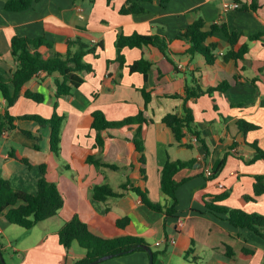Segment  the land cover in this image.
<instances>
[{
  "label": "crops",
  "instance_id": "1",
  "mask_svg": "<svg viewBox=\"0 0 264 264\" xmlns=\"http://www.w3.org/2000/svg\"><path fill=\"white\" fill-rule=\"evenodd\" d=\"M7 1L0 0V67L5 71L17 67L11 50L14 36H43L58 52H65L67 43L77 38L97 47L85 57L93 71L83 74L84 82L71 95L56 97L59 74L41 72L22 88L9 109L17 117L40 115L48 119L54 112L64 117L58 156L50 150L49 127L34 121L19 120L18 129L7 131L0 142V179L15 190L36 194L41 166L46 165V178L57 185L64 206L57 216L32 229L42 226L34 240L33 233L14 236L16 225L0 217L1 250L9 259L7 264H75L82 260L86 251L77 243L67 251L58 236L64 223L76 215L108 238H144L153 252L159 253L155 264H172L176 256L183 258L180 264H264V239L233 227L206 207V203L214 202L264 215V194L254 193L256 177L264 176V160L251 162L253 144L264 150V0H259L257 11L225 10L224 3L234 0H155L143 3L145 12L138 14L121 13L126 0H41L18 12L7 10ZM199 19L205 22V31L213 24H225L230 32H237L240 41L248 43V53L237 61L224 60L230 45L221 34L207 41L216 45L213 65L201 54L189 53L190 44L181 34ZM120 33L165 37L171 40V55L167 58L152 45L126 47L122 52L125 64L121 66L116 61L115 46ZM254 35L260 37L251 39ZM141 59L152 64L146 78L129 69ZM198 86L204 92L213 91L186 99L187 89L196 92ZM144 87L151 97L148 104L141 91ZM26 92L40 94L44 101L28 99ZM186 107L192 110L194 125L208 145L209 155L194 134L185 131L178 142L163 122L169 114L185 115ZM1 109H6V101L0 92ZM96 110L110 121L143 111L146 123L104 130L100 148L89 118ZM240 121L258 128L241 131ZM140 128L143 152H138L133 142ZM91 154L118 169L87 163ZM12 155L27 159L32 167ZM225 155L222 172L206 177L205 169ZM142 157L144 163L140 162ZM168 161H194L192 167L175 176L182 185L176 193L178 212L170 218L148 208L132 191L138 187L147 191L153 202L168 205L169 198L161 190V171ZM98 185H109L121 196L105 202L94 200L92 191ZM224 194L225 198L216 199ZM123 218L130 222L119 227L117 221ZM246 250L253 254L246 257ZM98 264H150V258L148 253L134 252Z\"/></svg>",
  "mask_w": 264,
  "mask_h": 264
},
{
  "label": "trees",
  "instance_id": "2",
  "mask_svg": "<svg viewBox=\"0 0 264 264\" xmlns=\"http://www.w3.org/2000/svg\"><path fill=\"white\" fill-rule=\"evenodd\" d=\"M41 0H9L6 2L5 8L9 11H24L33 6L34 3ZM113 0H108L111 3ZM155 0H126V5L121 9L122 14H138L145 12L143 3H154ZM240 5L239 10L259 9V0H251L248 4L241 0H234ZM205 22L202 19L191 24L182 34V38L186 39L190 44L189 53L201 54L209 65L215 63L214 51L215 44H207L208 39L217 34L225 36L229 42L230 50L224 56V60H240L249 50L248 43L240 41V35L237 32H230L225 24H213L209 31H205ZM260 35H254L251 39H258ZM171 40L160 36H142L134 34L125 36L122 33L118 34L116 40L117 59L121 66L125 64V59L122 54L126 47L143 48L146 45L156 47L164 56L169 58ZM98 47H102L99 44ZM96 46L91 47L84 43L80 38L69 41L65 52H58L54 48V44L45 37L30 38L26 36H14L11 40L12 56L17 63L14 71L7 72L0 67V92L6 101V109L0 110V142L3 138V132L14 131L18 129L17 122L19 120H29L37 122L40 126L49 127V143L50 150L55 155L61 152L62 141V124L64 117L54 112L51 118H44L40 115H24L13 116L9 109L12 108L20 97L22 88L32 80L36 75L45 72L48 75L54 73L59 74V79L56 80V97H65L72 94V91L84 82L83 74L92 72L91 65L85 62V57L88 54L96 52ZM1 57V55H0ZM152 64L141 59L133 63L129 69L131 73L141 72L147 76ZM146 104L151 100L150 94L144 87L142 90ZM213 89H208L204 92L200 86L196 92L187 89L186 99L211 93ZM25 97L36 102L42 103L44 97L40 94L26 92ZM91 129L96 131V143L98 147H103V139L101 133L104 130L112 128H121L131 124H143L146 120L143 116V111H140L134 117H128L121 121H110L102 111L96 110L89 116ZM164 124L168 126L176 139L181 142L185 136V131L194 134L197 140L203 145L206 154L209 155L210 150L201 134L196 130L194 116L192 110L185 108V115L178 116L169 114L163 119ZM241 131L248 132L256 130L258 127L240 121L238 124ZM27 136H32L30 132L21 130ZM133 142L138 152H143L144 144L141 134V128L135 134ZM255 156L251 162L264 160V150L253 144ZM20 162L32 167V164L25 158L18 155H12ZM227 156L218 160L212 169V177L217 176L225 167ZM87 163L99 168L107 166L112 169H118L114 165L102 163L94 154H91ZM144 163V158L140 159ZM194 165V161H168L161 171V190L164 195L169 198L168 205H161L153 202L147 194L138 187H134L132 191L140 196L142 202L151 210L163 213L167 218L173 217L178 212L177 190L182 185L175 179V176L183 169L190 168ZM144 172V171H143ZM42 177L38 182V190L36 194H28L12 188L10 183L4 179H0V217L4 216L6 220L12 224L32 230L38 224L53 218L58 215L59 211L64 206V199L56 184L49 182L46 178V165L41 166ZM125 188V187H123ZM254 193L256 196L264 194V176L256 177L254 185ZM121 194L116 193L109 185L95 186L92 191L94 200L105 202L110 197H119ZM227 194L217 197V200L225 198ZM246 200H252V197H245ZM207 210L215 216L224 218L230 225L236 228L247 229L254 232L256 235L264 239V215L249 214L240 209H229L224 206L216 205L214 202L206 203ZM129 218H123L117 221L119 227H125L129 224ZM60 244L69 251L74 243H77L80 248L86 251L85 257L75 264H89L100 260L106 256H124L134 252H145L144 246H150L146 240L139 236H123L116 238H108L104 236L96 227L83 222L77 215L71 220L64 223L58 233ZM0 248L2 244L0 243ZM228 249V256L230 255ZM247 256H251L253 251H244ZM159 253L154 252V260ZM0 264H3L0 259Z\"/></svg>",
  "mask_w": 264,
  "mask_h": 264
},
{
  "label": "rangeland",
  "instance_id": "3",
  "mask_svg": "<svg viewBox=\"0 0 264 264\" xmlns=\"http://www.w3.org/2000/svg\"><path fill=\"white\" fill-rule=\"evenodd\" d=\"M13 132H11V134H12ZM14 228L13 229H15V231L16 232H14L13 233V235L14 236H19V233H33V235H32V237H31V239L32 240H34L35 239V237H36V235L39 233V231H41V229H42V226H38L36 229H34V230H26V229H24V228H21V227H19V226H13ZM12 242H14V244L16 245V247H18V245H17V243H16V241H12ZM77 247H79V246H77ZM18 248H20V247H18ZM155 249V248H154ZM191 256V255H190ZM179 256H176L175 258H173V261H172V264H180V262L183 260V258H178ZM4 259H5V261H6V263H9V259H8V257H7V255H4Z\"/></svg>",
  "mask_w": 264,
  "mask_h": 264
},
{
  "label": "water",
  "instance_id": "4",
  "mask_svg": "<svg viewBox=\"0 0 264 264\" xmlns=\"http://www.w3.org/2000/svg\"><path fill=\"white\" fill-rule=\"evenodd\" d=\"M144 250L148 253L149 255V258H150V264H155V260H154V252L152 250V248L150 246H144ZM113 256H106V257H103L101 258L100 260H97V261H94V262H91L89 264H98L102 261H105V260H108L110 258H112ZM0 259L2 261L3 264H7L5 259H4V255L2 253V250L0 248Z\"/></svg>",
  "mask_w": 264,
  "mask_h": 264
},
{
  "label": "built area",
  "instance_id": "5",
  "mask_svg": "<svg viewBox=\"0 0 264 264\" xmlns=\"http://www.w3.org/2000/svg\"><path fill=\"white\" fill-rule=\"evenodd\" d=\"M240 8V5L237 2H230V3H224V9L225 10H238ZM96 42L94 41V44ZM7 134V132H3V137ZM205 175L208 178H211L213 173L211 168H206L205 169ZM172 243H175V241H172Z\"/></svg>",
  "mask_w": 264,
  "mask_h": 264
}]
</instances>
